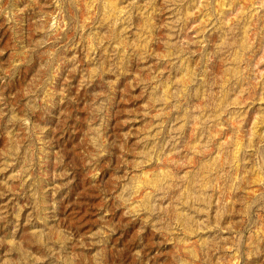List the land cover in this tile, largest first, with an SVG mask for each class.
Wrapping results in <instances>:
<instances>
[{"label": "rangeland", "instance_id": "1", "mask_svg": "<svg viewBox=\"0 0 264 264\" xmlns=\"http://www.w3.org/2000/svg\"><path fill=\"white\" fill-rule=\"evenodd\" d=\"M0 264H264V0H0Z\"/></svg>", "mask_w": 264, "mask_h": 264}]
</instances>
